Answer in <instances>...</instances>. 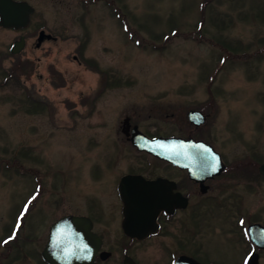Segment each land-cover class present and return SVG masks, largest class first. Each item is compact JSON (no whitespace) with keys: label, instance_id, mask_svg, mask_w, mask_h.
Returning a JSON list of instances; mask_svg holds the SVG:
<instances>
[{"label":"rangeland","instance_id":"374dc122","mask_svg":"<svg viewBox=\"0 0 264 264\" xmlns=\"http://www.w3.org/2000/svg\"><path fill=\"white\" fill-rule=\"evenodd\" d=\"M27 1L34 7L28 27L0 26V238L14 231L35 178L44 193L18 231L19 243L24 236L35 241L67 212L100 214L96 227L109 219L115 229L118 174L149 164L124 141V116L163 134L214 90L218 121L228 123L213 140L231 155L257 141L264 149V0H208L201 23L203 0ZM40 28L57 39L36 46ZM19 35L25 46L10 53ZM196 216L201 226L211 224L199 235L200 254L217 263L218 228L212 216ZM36 241L27 245L36 248ZM9 248L20 251L17 243ZM143 248L141 264H160L157 241ZM23 262L33 264L20 257L13 264Z\"/></svg>","mask_w":264,"mask_h":264},{"label":"flooded vegetation","instance_id":"af4514ba","mask_svg":"<svg viewBox=\"0 0 264 264\" xmlns=\"http://www.w3.org/2000/svg\"><path fill=\"white\" fill-rule=\"evenodd\" d=\"M56 39L52 35L45 37L43 41ZM73 59L77 60V55H73ZM103 88L104 86L100 91ZM204 93L207 94L206 98L188 108L183 120L177 126H171L165 131L163 129V134L156 133V129L148 132L128 116L121 120L119 130L124 141L141 155L139 158L143 163L149 164L144 172L126 170L118 174L113 187L115 203L112 204L116 214L111 208L112 217H115V229L107 225L109 219L104 220L103 227L97 228L96 220L100 219V214L93 219L88 211L67 212L59 214L46 224L44 234L35 238L38 244L36 248L27 245L35 242L34 238L24 236L19 243L18 231L30 216L31 207L44 193L42 181L35 178L34 193L28 206L15 216L14 231L9 229L0 238V264H13L19 257L23 260L32 259L33 264H52L43 252L48 246L51 226L64 216L82 217L81 220L90 226L88 231L94 238L88 241L90 253L93 254L92 264H123L127 259H131L134 264H141V253L146 251L143 246L153 241H157L162 258L164 257L160 260L159 256L160 264H175L180 258L187 260V264L190 259L198 264H264V172L260 170L264 163V149L257 141L247 153L231 155L216 143L213 132L222 126L226 127L228 122L222 125L218 121L217 92L207 90ZM190 109L201 112L204 122L190 121L187 115ZM137 131L148 138H183L184 153H170L159 157L139 150L132 138L140 136ZM191 141L196 145L201 141L202 146H196L190 153ZM239 143L245 142L240 138ZM125 176L131 177L128 186H122ZM122 187H128L134 193L133 206L128 207L121 194ZM57 200L54 199V203L57 204ZM128 208L132 215H129ZM201 213L212 216L210 218L215 222L213 231L218 228L216 236L220 241L214 243L216 257H219L217 263L205 259V254H200L205 239H200L199 235L202 230L206 231L207 227H211L210 223L200 225L202 216L197 217L196 214ZM102 216H105V212ZM14 243H17L19 252L8 249ZM54 252L57 257L61 256L60 247Z\"/></svg>","mask_w":264,"mask_h":264},{"label":"water","instance_id":"95a60500","mask_svg":"<svg viewBox=\"0 0 264 264\" xmlns=\"http://www.w3.org/2000/svg\"><path fill=\"white\" fill-rule=\"evenodd\" d=\"M34 12V8L26 0H0V26L3 28L21 29L25 28L30 23V17ZM50 33H45L42 29L36 39V46L40 45L41 41L47 37H51ZM25 44L23 35L19 36L14 41L10 48L13 54L19 53ZM139 134L141 132L137 131ZM133 143L139 150H145L157 156L165 157L167 154H182L184 153V142L182 139L171 138H155L148 139L142 133L140 136H132ZM196 147L194 142L189 143L190 153ZM187 153V152H186ZM177 162V161H174ZM260 170L264 172V163L261 165ZM129 176H125L122 181V186H128L130 181ZM121 194L125 197L128 207L133 206L135 201L134 193L126 187H122ZM138 203V200L136 201ZM148 210V209H147ZM129 215L132 212L127 209ZM133 211L136 212L133 207ZM133 215H139L133 213ZM146 215H148L146 211ZM82 219V217H81ZM80 218L72 216H64L56 221L50 228L49 242L46 251L43 252L45 258L52 264H92L93 254L90 253L91 248L88 241L94 238L88 231V224ZM74 235V238H73ZM60 247L61 256L57 257L56 249ZM77 251L75 253L74 251ZM82 251V254H80ZM55 259V260H54ZM123 264H134L130 259H127ZM175 264H187V260L180 258ZM188 264H198L190 259Z\"/></svg>","mask_w":264,"mask_h":264},{"label":"trees","instance_id":"16d2710c","mask_svg":"<svg viewBox=\"0 0 264 264\" xmlns=\"http://www.w3.org/2000/svg\"><path fill=\"white\" fill-rule=\"evenodd\" d=\"M95 0H89L88 2H94ZM207 2H208V0H203V5H202V9H201V17H200V23L202 22L201 21V19H202V17L204 16V8H205V6H206V4H207ZM108 3V2H107ZM200 28V27H199ZM137 40V43H139V38H137L136 39ZM28 62V61H27ZM27 62L24 64V66H28V64H27ZM20 63H22V62H20ZM20 63H19V65H20ZM13 72H14V70L12 69V71H10V74H9V76H11V74H13ZM52 73H54V72H56L55 70H52L51 71ZM15 77H18V75L17 74H15ZM6 78H8V77H6ZM16 79H18V78H16ZM28 95V94H27ZM29 97H30V99H31V102H34V103H37L38 101L37 100H35L34 98H32L30 95H28ZM35 105V104H34ZM38 105V104H37ZM36 105V106H37Z\"/></svg>","mask_w":264,"mask_h":264},{"label":"bare ground","instance_id":"6f19581e","mask_svg":"<svg viewBox=\"0 0 264 264\" xmlns=\"http://www.w3.org/2000/svg\"><path fill=\"white\" fill-rule=\"evenodd\" d=\"M73 238H74V235H73ZM74 252H75V253H77V251H76V250H75ZM80 254H81V255H83V254H82V251H80Z\"/></svg>","mask_w":264,"mask_h":264}]
</instances>
